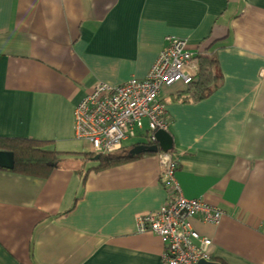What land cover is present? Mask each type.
Listing matches in <instances>:
<instances>
[{"label": "crops", "instance_id": "0c3cea01", "mask_svg": "<svg viewBox=\"0 0 264 264\" xmlns=\"http://www.w3.org/2000/svg\"><path fill=\"white\" fill-rule=\"evenodd\" d=\"M170 37L199 53L194 83L161 94L176 179L225 211L194 226L210 261L264 264V0H0V151L61 154L46 178L0 169V264H164L137 226L174 196L158 153L92 170L74 112L98 84L146 78Z\"/></svg>", "mask_w": 264, "mask_h": 264}, {"label": "built area", "instance_id": "2783aa9c", "mask_svg": "<svg viewBox=\"0 0 264 264\" xmlns=\"http://www.w3.org/2000/svg\"><path fill=\"white\" fill-rule=\"evenodd\" d=\"M198 56L187 40L170 37L146 78H134L119 86L98 84L75 107L77 139L88 144L94 157L122 155L125 142L143 135L149 139L144 145L154 144L156 132L167 130L162 92L178 85L191 86L198 71ZM159 159L163 178L174 196L159 210L140 216L138 231L164 240V264L210 261L213 241L196 230L193 220L219 225L225 211L204 200L184 197L176 179L180 161L174 152H160Z\"/></svg>", "mask_w": 264, "mask_h": 264}, {"label": "trees", "instance_id": "16d2710c", "mask_svg": "<svg viewBox=\"0 0 264 264\" xmlns=\"http://www.w3.org/2000/svg\"><path fill=\"white\" fill-rule=\"evenodd\" d=\"M212 91V88L209 89V93ZM195 96L201 98V93H197V90L193 89L191 90L189 97ZM12 143L14 146L12 151L15 154V168L11 171L17 173L30 174L31 168L39 167L41 170L38 172H40V174L46 178L53 171L52 165H55L58 159L61 157L60 152L47 148V146L50 145V142L36 141L32 139H19L13 141ZM93 157L94 156L92 154H84V159L87 161L90 159L93 161ZM136 158H138V156L130 157L123 154L101 156L100 160L95 162V166L92 167V170H107L123 163H127Z\"/></svg>", "mask_w": 264, "mask_h": 264}, {"label": "water", "instance_id": "95a60500", "mask_svg": "<svg viewBox=\"0 0 264 264\" xmlns=\"http://www.w3.org/2000/svg\"><path fill=\"white\" fill-rule=\"evenodd\" d=\"M156 145H137L134 149L128 152V156L135 157L141 154H155L159 151L165 153L174 150V141L167 131L159 130L155 134ZM93 160L99 161L100 156H96ZM0 167L3 169L12 170L15 167V156L12 152L0 151ZM198 264H218L209 260H200Z\"/></svg>", "mask_w": 264, "mask_h": 264}, {"label": "rangeland", "instance_id": "374dc122", "mask_svg": "<svg viewBox=\"0 0 264 264\" xmlns=\"http://www.w3.org/2000/svg\"><path fill=\"white\" fill-rule=\"evenodd\" d=\"M146 130V129H145ZM137 141H139V142H144V143H148L149 142V139L146 137V135H143V136H141L140 137V139H137ZM128 142V141H127ZM82 145V148L83 147H86V146H84V144L82 143L81 144ZM89 163H91L92 164V166H94V164H95V162L94 161H90Z\"/></svg>", "mask_w": 264, "mask_h": 264}, {"label": "clouds", "instance_id": "9594fccd", "mask_svg": "<svg viewBox=\"0 0 264 264\" xmlns=\"http://www.w3.org/2000/svg\"><path fill=\"white\" fill-rule=\"evenodd\" d=\"M164 131H166V130H164ZM157 133V132H156ZM157 143L155 142L154 144H152V145H148V146H153V145H156ZM137 145H144V142H140V144L138 143ZM160 152H163V151H159V153ZM171 152H173V151H171ZM159 153H158V155H159ZM96 157V156H95ZM94 157V158H95Z\"/></svg>", "mask_w": 264, "mask_h": 264}]
</instances>
